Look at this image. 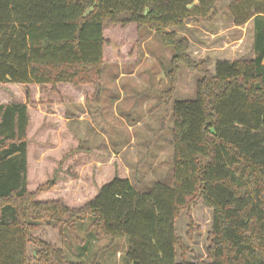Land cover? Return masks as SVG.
<instances>
[{
	"label": "trees",
	"instance_id": "obj_1",
	"mask_svg": "<svg viewBox=\"0 0 264 264\" xmlns=\"http://www.w3.org/2000/svg\"><path fill=\"white\" fill-rule=\"evenodd\" d=\"M219 1L0 0V85L23 86L26 99L0 105V264H82L33 233L45 224L75 236L88 218L87 233L126 240L125 264H195L175 223L199 201L212 211V230L208 261L196 264H264V0H231L233 24L253 23L252 58L218 61L212 73L172 30L212 21ZM141 28L172 51L163 94L173 118L172 186L156 182L142 193L113 178L79 208L38 201L54 184L27 190L32 89L39 104H99L106 50L117 56L106 33H118L114 48L123 52ZM178 64L201 76L193 100H172Z\"/></svg>",
	"mask_w": 264,
	"mask_h": 264
},
{
	"label": "rangeland",
	"instance_id": "obj_2",
	"mask_svg": "<svg viewBox=\"0 0 264 264\" xmlns=\"http://www.w3.org/2000/svg\"><path fill=\"white\" fill-rule=\"evenodd\" d=\"M230 2L220 0L210 22L172 29L188 41L189 57L196 63L208 61L211 73L216 60L252 58V21L235 26ZM117 34L112 29L106 33L117 56L113 61L106 50L109 58L102 67L99 104L58 103L51 94L47 98L51 101L52 97V103L39 104L40 90L32 89L38 104L28 107L27 190L36 192L40 185L54 184L51 190L37 195L38 201H61L69 208H79L113 178L128 179L142 193L156 182L172 186L173 118L171 101L167 104L163 98L169 87L166 74L171 68L172 51L155 33L141 28L139 43L134 47L130 43L126 50L117 52L114 47L123 43ZM177 67L172 100H193L201 76L182 64ZM59 91L67 93L63 88ZM25 101L23 86L0 85V105ZM90 222L88 218L78 223L75 236L65 232L63 238L45 224L33 236L62 249L72 261L125 264L126 240L111 241L95 231L87 233ZM175 227L187 249L186 260L207 262L212 211L199 201L180 214ZM28 254L32 258L30 246Z\"/></svg>",
	"mask_w": 264,
	"mask_h": 264
},
{
	"label": "crops",
	"instance_id": "obj_3",
	"mask_svg": "<svg viewBox=\"0 0 264 264\" xmlns=\"http://www.w3.org/2000/svg\"><path fill=\"white\" fill-rule=\"evenodd\" d=\"M252 31H253V23H252ZM252 44H253V34H252V43H251V47H252ZM223 52V51H222ZM226 53H228V52H226ZM218 61H229L228 59H225L224 60V58H223V60H216L215 62H214V65H215V63L216 62H218ZM79 104V103H78ZM81 104V103H80Z\"/></svg>",
	"mask_w": 264,
	"mask_h": 264
}]
</instances>
